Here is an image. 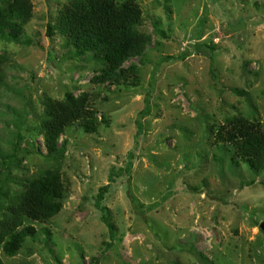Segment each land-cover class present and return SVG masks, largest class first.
Returning a JSON list of instances; mask_svg holds the SVG:
<instances>
[{
    "label": "rangeland",
    "instance_id": "obj_1",
    "mask_svg": "<svg viewBox=\"0 0 264 264\" xmlns=\"http://www.w3.org/2000/svg\"><path fill=\"white\" fill-rule=\"evenodd\" d=\"M19 1L17 39L0 38V230L43 174L57 173L61 195L49 219L22 221L34 234L11 257L0 249L2 263L264 264V168L221 141L233 122L264 130V0H113L139 9L150 42L105 83V62L57 27L77 0L0 7ZM71 97L90 130L69 125L53 157L41 118Z\"/></svg>",
    "mask_w": 264,
    "mask_h": 264
},
{
    "label": "trees",
    "instance_id": "obj_2",
    "mask_svg": "<svg viewBox=\"0 0 264 264\" xmlns=\"http://www.w3.org/2000/svg\"><path fill=\"white\" fill-rule=\"evenodd\" d=\"M27 14L29 11L22 1L8 4L5 8L0 7V38L16 40V33L21 31ZM140 16L139 9L131 4H123L117 8L113 0H77L62 9L57 27L77 53L90 52L105 62L106 68L100 73L98 82H117L126 76L125 70L121 69L122 64L133 56L142 55L150 42V38L137 29ZM52 29L49 25L48 35L52 36ZM8 32L14 34L15 39L8 36ZM83 104L84 99L71 97L68 101L53 105L54 109L41 118L40 131L48 152L53 154V157L62 156L58 139L69 125L81 121L84 129L90 130L81 119ZM244 124L242 121L235 124L233 122L231 130L227 132V138L221 140L219 136V139L229 142L236 149V157H240L248 167L260 171L264 168V130L258 124ZM20 140L21 136L18 135V142ZM17 148V144L12 146L13 154L4 158L5 164L15 156ZM59 185L57 173H45L30 183L21 198L11 205L9 210L14 216L20 214V218L13 219L12 226L11 222L1 226L0 249L6 256H13L23 240L34 234L32 229L17 231L24 219L47 220L58 211L59 203L55 200L61 195ZM108 189L107 185L99 190V202ZM2 194L0 188V195ZM133 203L137 205V202ZM107 218L104 217L103 220L107 221ZM107 226L109 232L113 233L112 226ZM0 264H3L1 259Z\"/></svg>",
    "mask_w": 264,
    "mask_h": 264
},
{
    "label": "water",
    "instance_id": "obj_3",
    "mask_svg": "<svg viewBox=\"0 0 264 264\" xmlns=\"http://www.w3.org/2000/svg\"><path fill=\"white\" fill-rule=\"evenodd\" d=\"M259 230H260L261 232H263V234H264V223H262V224L259 226Z\"/></svg>",
    "mask_w": 264,
    "mask_h": 264
}]
</instances>
